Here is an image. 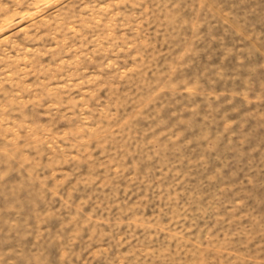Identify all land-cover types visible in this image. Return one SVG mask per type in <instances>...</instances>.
Instances as JSON below:
<instances>
[{
  "label": "rangeland",
  "instance_id": "rangeland-1",
  "mask_svg": "<svg viewBox=\"0 0 264 264\" xmlns=\"http://www.w3.org/2000/svg\"><path fill=\"white\" fill-rule=\"evenodd\" d=\"M0 264H264V0H0Z\"/></svg>",
  "mask_w": 264,
  "mask_h": 264
}]
</instances>
